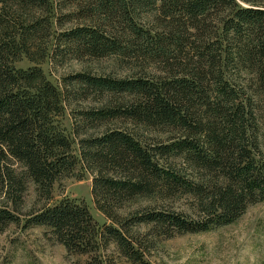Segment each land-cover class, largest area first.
Masks as SVG:
<instances>
[{"label": "trees", "instance_id": "trees-1", "mask_svg": "<svg viewBox=\"0 0 264 264\" xmlns=\"http://www.w3.org/2000/svg\"><path fill=\"white\" fill-rule=\"evenodd\" d=\"M105 59L129 72L86 68L59 87L38 66ZM85 174L111 225L69 199L25 225L85 264H104L111 243L143 264L158 237L227 226L264 202V0H0V232L18 222L25 179L48 200L57 180ZM183 194L196 219L163 205ZM141 201L156 203L129 209Z\"/></svg>", "mask_w": 264, "mask_h": 264}, {"label": "rangeland", "instance_id": "rangeland-1", "mask_svg": "<svg viewBox=\"0 0 264 264\" xmlns=\"http://www.w3.org/2000/svg\"><path fill=\"white\" fill-rule=\"evenodd\" d=\"M71 9L67 4L65 12ZM84 20L79 16L74 22L82 24ZM18 69H27L35 64L26 59L14 64ZM47 79L60 87L63 79L86 68L97 74L123 76L129 70H122L111 60L105 59L87 66L84 62L74 60L60 65H51L48 61L38 65ZM81 103V102H80ZM81 104L85 105L84 102ZM62 124L68 133L71 132V119L66 114ZM154 143L159 138L150 137ZM76 145V143H75ZM74 146V148H76ZM13 168L21 176L24 169L19 164ZM92 177L85 174L83 179L67 177L57 180L51 190L50 199H45L36 193L35 185L25 179V192L16 217L17 223L8 224L0 232V264H85L87 255L68 253L56 241L51 229L46 226H25L26 221L46 207H52L63 199L83 202L98 225H111V222L97 209L91 194ZM3 201L2 199L0 202ZM156 202L141 201L129 207L154 206ZM161 201L157 202L159 207ZM166 208L184 213L189 219L192 216L193 201L188 195H178L163 202ZM9 208L11 206L9 204ZM128 210H123L127 213ZM145 226L137 227L135 232L143 233ZM155 246L145 252L143 264H264V202L249 206L244 214L234 223L217 227L204 232L175 234L171 237H158ZM104 264H134L123 257L114 243L99 252Z\"/></svg>", "mask_w": 264, "mask_h": 264}]
</instances>
